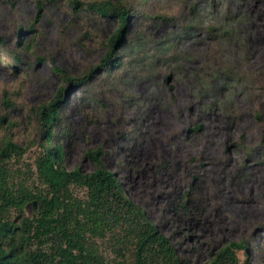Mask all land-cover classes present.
<instances>
[{
  "label": "rangeland",
  "instance_id": "1",
  "mask_svg": "<svg viewBox=\"0 0 264 264\" xmlns=\"http://www.w3.org/2000/svg\"><path fill=\"white\" fill-rule=\"evenodd\" d=\"M70 2L0 0V114L28 163L32 110L61 85L54 68L98 65L116 25ZM125 2L123 60L71 86L58 112L62 166L89 172L85 152L100 149L183 264L231 242L244 244L242 264H264V0Z\"/></svg>",
  "mask_w": 264,
  "mask_h": 264
},
{
  "label": "trees",
  "instance_id": "2",
  "mask_svg": "<svg viewBox=\"0 0 264 264\" xmlns=\"http://www.w3.org/2000/svg\"><path fill=\"white\" fill-rule=\"evenodd\" d=\"M70 5L114 19L116 25L103 41L106 49L98 65L81 76L54 68L61 85L32 110L38 134L31 142L36 152L30 163L23 161L26 149L5 131L6 115L0 114V264H183L168 237L126 196L100 149L85 152L92 163L89 172L62 166L63 153L52 142V128L66 92L99 68L106 73L116 68L123 60L121 50L129 46L125 0H71ZM11 59L15 69L20 59ZM1 102L10 105L5 96ZM238 252L246 253L242 242L226 243L202 264H242Z\"/></svg>",
  "mask_w": 264,
  "mask_h": 264
}]
</instances>
